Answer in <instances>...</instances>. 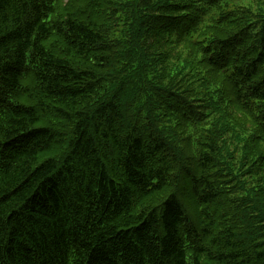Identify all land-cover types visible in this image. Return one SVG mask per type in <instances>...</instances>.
I'll return each instance as SVG.
<instances>
[{
    "label": "trees",
    "instance_id": "16d2710c",
    "mask_svg": "<svg viewBox=\"0 0 264 264\" xmlns=\"http://www.w3.org/2000/svg\"><path fill=\"white\" fill-rule=\"evenodd\" d=\"M0 264H264V0H0Z\"/></svg>",
    "mask_w": 264,
    "mask_h": 264
},
{
    "label": "rangeland",
    "instance_id": "374dc122",
    "mask_svg": "<svg viewBox=\"0 0 264 264\" xmlns=\"http://www.w3.org/2000/svg\"><path fill=\"white\" fill-rule=\"evenodd\" d=\"M65 2H67L68 0H64Z\"/></svg>",
    "mask_w": 264,
    "mask_h": 264
}]
</instances>
